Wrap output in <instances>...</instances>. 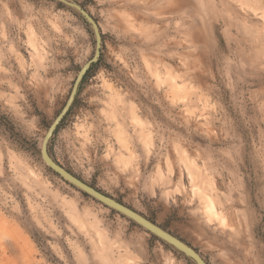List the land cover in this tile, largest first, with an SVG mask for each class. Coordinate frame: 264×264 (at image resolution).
Returning <instances> with one entry per match:
<instances>
[{
  "label": "rangeland",
  "instance_id": "1",
  "mask_svg": "<svg viewBox=\"0 0 264 264\" xmlns=\"http://www.w3.org/2000/svg\"><path fill=\"white\" fill-rule=\"evenodd\" d=\"M100 60L49 143L208 264H264V0H69ZM96 51L60 0H0V264H196L54 172Z\"/></svg>",
  "mask_w": 264,
  "mask_h": 264
},
{
  "label": "water",
  "instance_id": "2",
  "mask_svg": "<svg viewBox=\"0 0 264 264\" xmlns=\"http://www.w3.org/2000/svg\"><path fill=\"white\" fill-rule=\"evenodd\" d=\"M60 1L77 9L93 26L96 36V51L93 58L90 61H88L80 70L67 103L65 104V106L63 107L62 111L57 116V118L54 120V122L52 123V125L50 126L44 137L41 148V156L43 161L54 172H56L66 181L70 182L74 186L78 187L79 189H81L88 195L94 197L103 204L107 205L108 207L118 211L119 213L123 214L124 216L138 223L139 225H141L143 228H145L146 230H148L158 238L162 239L163 241L175 247L180 252L184 253L186 256L192 259L196 264H208V262L201 256V254L192 246H190L180 238L176 237L172 233L166 231L165 229H163L153 221L149 220L142 214L136 212L130 207L124 205L123 203L117 201L116 199L104 194L103 192L87 184L86 182H84L83 180L72 174L70 171H68L65 167L59 164L51 156L49 152L50 140L55 134L56 130L58 129L63 119L65 118V116L70 111L71 107L73 106L84 77L87 75L88 71L92 68V66L100 60L102 53V44H103V37L99 25L89 12L86 11L81 5L73 1H69V0H60Z\"/></svg>",
  "mask_w": 264,
  "mask_h": 264
}]
</instances>
